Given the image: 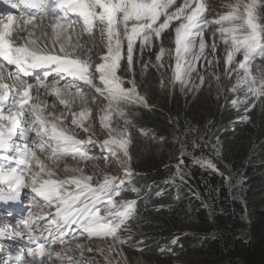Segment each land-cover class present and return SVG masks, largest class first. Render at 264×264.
Returning <instances> with one entry per match:
<instances>
[{
    "label": "snow or ice",
    "instance_id": "obj_1",
    "mask_svg": "<svg viewBox=\"0 0 264 264\" xmlns=\"http://www.w3.org/2000/svg\"><path fill=\"white\" fill-rule=\"evenodd\" d=\"M10 2L12 7L21 9L22 30H26L37 18L36 13L31 10L35 9L43 16H49L48 27L52 29V37L38 45L32 39L33 33L27 31L28 43L18 44L15 40L25 37L19 32L13 36L14 26L18 24L16 16L0 24V161L7 162L0 163V200L15 201L19 199L23 189L30 188L35 197L43 201L42 204L38 203L40 214L22 219L20 223L23 227L20 230L13 228L9 231L10 225L0 221V237L20 236L28 241L26 246H20L17 251L7 252V259H0V264H52L53 257L56 261L66 260L68 264H74L73 258L66 255L74 251L73 248L65 246L63 250H56L53 246L66 245V237L72 235L75 238L77 233L86 234L89 239L110 238L121 245L127 243L119 232L132 217L135 201L115 200L121 194L124 179L104 175L102 181L94 184V177L85 175L83 169H79V176L55 179L54 171L39 158L37 149L56 165L66 156H71L78 162L98 159L99 157L89 155L91 148L88 146H99L102 151L110 153L111 157L125 165L124 176L131 177V139L127 127L129 121L124 119L123 128L112 125L113 117H125L126 105L149 106L146 98L137 91L135 78L128 81L131 87H125V79L118 75L122 67L126 71L132 70L137 41L141 52L145 46L152 47L154 41L160 42L156 66L163 68L161 61L166 51L169 54L172 51L163 46V34L172 28L175 45V63L174 66L169 65L172 68V82L184 86L192 78V73L197 71L196 65L202 59H207L205 27L210 24L219 25L218 33L222 42L228 46L225 70L239 73L237 84L231 90L236 91L237 87L246 85L247 93L256 100L264 97V79L254 76L251 69L254 59L264 60V0H235V3L225 5L229 10L213 21L205 18L207 6L204 0H183L179 5L176 0ZM56 9H59L58 13ZM95 31L99 32L106 51L92 70V64L75 53L83 48L79 35L94 36ZM211 51L212 54L216 52L214 40ZM237 55H241L242 59L233 68ZM125 59L126 65H122L121 62ZM5 63L14 65L15 72H6ZM211 63L208 60V64ZM37 70H43L42 73H37L38 78L43 76L39 88H45L48 77L54 74L60 79L70 77L71 80L64 88L75 87L77 95L81 94V90L75 82L82 81L90 90L94 89L95 94L104 98L107 104L100 123L107 129V138L102 143L97 145L91 136L87 141H81L65 134L55 120L47 119L46 105L31 103L35 99L34 85L23 77L32 76ZM8 79L17 82L19 87L16 83H6ZM96 79L99 80V85L94 82ZM200 81L203 84V76H200ZM57 83L58 80L54 81L52 93L67 108L69 102L60 98L62 89L55 87ZM96 98L94 95L93 99ZM232 103L234 106L238 103L247 104V98L242 102L234 100ZM72 116L75 128L89 131L83 122L88 119L90 112L81 111L78 115L72 113ZM56 119L63 123L62 117ZM104 159L108 160V157L105 156ZM197 162L201 166L217 170L211 161ZM180 163H183L182 159ZM65 171L77 170L65 168ZM179 174L178 169L177 175ZM42 175L48 178L41 180ZM45 208L54 209V213H45ZM38 221L44 223L40 224ZM76 247L82 249L83 245L77 244ZM3 252L4 245L0 244V253Z\"/></svg>",
    "mask_w": 264,
    "mask_h": 264
},
{
    "label": "trees",
    "instance_id": "obj_2",
    "mask_svg": "<svg viewBox=\"0 0 264 264\" xmlns=\"http://www.w3.org/2000/svg\"><path fill=\"white\" fill-rule=\"evenodd\" d=\"M148 71L135 81L149 106L128 125L132 175L115 197L135 201L123 246L142 244L134 264H264V97L232 91L233 77L184 91ZM156 138L171 141L167 157Z\"/></svg>",
    "mask_w": 264,
    "mask_h": 264
},
{
    "label": "rangeland",
    "instance_id": "obj_3",
    "mask_svg": "<svg viewBox=\"0 0 264 264\" xmlns=\"http://www.w3.org/2000/svg\"><path fill=\"white\" fill-rule=\"evenodd\" d=\"M182 2H183V0H176L177 5H179ZM204 3L207 6L205 18L208 21H212L213 17L218 18L222 13L227 12L229 9L226 8L225 5L230 4V3H235V0H204ZM17 20H18V18H17ZM175 23H178V22H175ZM175 23H173V26H172L173 28L175 27ZM17 27L18 28H16V30L14 29V35H16L17 32H19L20 35L22 36L24 33V30L21 29L20 23L18 24ZM213 29L217 30L216 27H213ZM210 31L211 30L204 31V39L206 41V44L208 45V47L205 50L207 59H202L196 65L197 71L192 73V78L184 86H181V84H179V83H173L172 82V68L169 67V65L174 66V63H175V60H174L175 45H174V40L172 39V37H173L172 28H170L169 30H167L163 34V40H162L163 46L166 49L172 50L171 54H169V52L166 51L165 56L163 57V59L161 61V63L164 64L163 68H159L156 66L157 65L156 55L159 51L160 42L154 41V45L152 47L145 46V48L141 52L139 41H137V43L134 47L132 70L126 71L125 68L122 67L120 69V71L118 72V75H121L125 79V87H131V85L128 83V81L130 79H132L133 77L139 83L140 79L144 78L145 74L147 73V70H149L150 73L154 77L158 73H160V74L164 73L163 75H165V77L168 78L170 81L169 85L176 84V85H178V87L181 90H184V91L191 90V88L194 85H196V86L202 85L201 81H200V76L204 77L203 84H206V85L211 83V82H217V80L227 78V77H233V79L236 81V84H237V79H238L239 73H237L235 71L226 72V70H225V57H226V53L228 51V46H226L222 42L221 37L218 34H216L214 36L212 31L211 32ZM96 32H98V31H96ZM95 37H99V36H97V33L94 34L93 39ZM213 40L215 41V45H216L215 54H212V51H211V45L213 43ZM16 42L23 44L22 42H20V40H17ZM198 44H199V38H197V48H198ZM103 46H104V44H103ZM98 47H100L99 44L95 43V46H93V50L97 49ZM102 51H106V49L104 48V50H102ZM90 52H91V50L83 51L82 53H85V54L87 53L90 55ZM125 52H126V42H125ZM99 53H101V52H96L95 56H98L99 61H100V57L103 54L99 55ZM75 55L78 56L81 54L75 53ZM241 59H242V56L237 55L235 57V60L233 62L232 67L234 68L236 65V62L241 60ZM86 60H88L90 63L93 62L91 58H86ZM208 60H211L212 63L208 64ZM121 63H122V65H126V59L123 60ZM92 64H93V67H94V65H96L95 62H93ZM144 65H147V67H144ZM251 69H252V74L254 76L258 77V79H264V60H262L260 58L254 59L252 62V65H251ZM217 77H219V79H217ZM242 88L246 90V85L243 87H239V89H242ZM237 99L239 101H244V99H239V98H237ZM95 100H98L99 104H97V103L94 104V106H95L93 109L94 114H93V112H92V114L90 113V116L88 117L89 123L86 124L85 122H83L85 127L88 128L89 131L85 132L84 130L79 129V133H78V131H75V130H71L69 132H73V134H77L78 137L82 138V139H80V138H78V139L83 140V141H87L88 138L91 136V138L94 141H96L97 145H98V144L102 143L107 138V129L103 128L101 123H100V117L104 114V109L106 108L107 102L104 100L103 97H98ZM57 101L59 102L58 99H57ZM89 101L92 102V99ZM61 106L64 107L65 105L61 104ZM140 107H142V106H140V105H126L124 107L125 117L124 118L113 117V125L112 126L123 128L124 127V119H127L130 122V113L134 114L135 110L140 108ZM62 111H63V109L60 108L57 112L60 113L58 118H61V117L63 118V123H60V121H58L57 119L49 118L50 116L46 114L47 119L49 121L55 120V122L57 123L58 126H60L62 128L70 129L69 123H71L72 121L69 122V119H71L69 117H72V113H76L78 115L81 111H78V112L77 111L76 112L71 111L70 108H68V112H66L65 114H63ZM50 112L52 113V111H50ZM128 125H129V123H128ZM155 142L158 145L159 151H161L162 155L164 157H167L170 154V149L165 146V143H169L171 145V143H170L171 141L169 142V141H165L162 138H156ZM88 147L91 148L89 155L92 157H99L98 159H91V160H88L86 162L85 161H79L78 162V161L73 160L71 158H66V159L61 158L59 160L60 163H57L56 165L52 164L49 166V168L51 167L52 170L54 171V173H55L54 176L59 178V179H65L70 175L79 176L81 174L79 172V169H83L85 175H91L94 177V180H93L94 184L97 181H102L104 175L115 176V177L121 176V178H122V176H124L125 165H122L118 160L111 157L110 153H107L106 151H102L99 146L89 145ZM38 156L41 157L43 160H49L43 153H39ZM105 156L108 157V160L104 159ZM50 162L52 163V161H50ZM70 165L75 166L77 171H75V172L67 171L66 172L65 168L71 170ZM34 170H36L35 167H34ZM177 172H178V169L176 168L175 174H176L178 179H179V177L184 178V174L180 170H179V173H180L179 175H177ZM55 177H53V178H55ZM57 178H55V179H57ZM0 217L4 218V216H0ZM7 223H8V221H7ZM12 228H13V226H12ZM119 235L123 239L129 237L128 234H125L122 236L120 232H119ZM86 239H88V238H86ZM77 240L82 241L81 245H83V246L85 245L87 247V250H83L82 252L78 253L77 255H74L76 253L75 252L76 250L66 253V255L71 256L73 258L74 264H82V263H80V262H82V258L84 261H90L91 264H134V261H133L134 259H132V254H133L132 252L134 251V248L136 246L142 245V244H140V245H136L135 247L125 248L123 246L125 244L121 245L119 243H115L110 238L109 239H95L92 241H87V240L83 239V236H82V238H80V239L78 238ZM74 242H72L71 244H68V245H73ZM127 247H129V246H127ZM88 249H91V251H89ZM54 259H55V257H54ZM176 263L181 264V262H179V261H176ZM59 264H68V262L64 263V261H60ZM84 264H86V263L84 262ZM87 264H89V263H87Z\"/></svg>",
    "mask_w": 264,
    "mask_h": 264
},
{
    "label": "bare ground",
    "instance_id": "obj_4",
    "mask_svg": "<svg viewBox=\"0 0 264 264\" xmlns=\"http://www.w3.org/2000/svg\"><path fill=\"white\" fill-rule=\"evenodd\" d=\"M15 2L18 3V0H15ZM31 11L33 13H36L37 18L33 21L32 24L27 26L26 30H24V33H23L22 36L25 37V38L24 39H17V40H20V42H22L23 44L28 43L26 32L30 31V32L33 33L32 39L36 40L38 45H42L45 41H49L51 39V37H52V29L50 27H48V25L50 23V19H49V16H43L42 13L37 12V10H35V9L31 10ZM56 12L58 13L59 9H56ZM7 14H8V12L5 11L4 9L0 10V24L6 22L12 16H16V18H18L17 21H18V24L20 23V26L23 24V19L21 18V9L19 7L15 8V13H9L10 16H8L6 18ZM50 15H51V13H50ZM24 18L26 19L27 16H25ZM51 22L54 23L55 21H51ZM18 24L16 26H14L15 30H16V28H18L17 27ZM41 33H46V35H41ZM95 33H97V36H99V37H95L94 39H93V36L91 37V36H88L87 34H80L79 35L80 43L83 45V48L79 49L76 53L81 54V55H78L79 58H81V59L91 58L92 61L97 64L100 61H99V57L95 56L96 52H101V53H99V55L100 54H104L105 51H102V50H104L105 47L103 46V43L101 42V37H100L99 32L95 31ZM77 34H79V29H77ZM75 35L76 34H74V39H75ZM13 36L14 37L16 36V35H14V32H13ZM17 40H15V43H17L16 42ZM95 43L99 44L100 47H98L97 49L93 50V46H95ZM18 44H20V43H18ZM28 46L29 47H33V45H31V44H28ZM49 47H51L50 44H49ZM45 50L47 51V49H45ZM88 50H91L90 55L87 54V53L86 54L82 53L83 51H88ZM92 66H93V64H92ZM5 69H6V72H14L13 71L14 68L5 67ZM39 79H41V77L39 76V78H38V76H37L32 81H28L29 83L34 85L33 93L35 95V99L32 100L31 103L40 102V103L46 105L45 113L50 116L49 118H53V119L58 118L60 113L57 112V111L60 108L63 109V111H62L63 114L68 112V108H70L71 111H75V112L76 111L77 112L78 111H87V112H90L92 114L93 109L95 107L94 104H96V103L99 104L98 100L93 99L94 95H96L97 98H98L99 97L98 94H95L94 93V89L90 90L88 88V86L84 85L83 83L75 82L80 87V90H81V94L77 95L75 87H73V88H64V85L68 81H70L71 78H67L65 80L59 81L58 77H56L55 75H52L51 77H49L47 79L45 88H39V82H38ZM57 80H58V83L55 84V87H59V88L62 89L60 98L65 99V100H67L69 102L67 108L65 106L62 107L61 104L57 101L58 98L56 97V95L52 93V90H53V87H54V81H57ZM5 82L10 84V85L13 84V83H16L17 87H19V84L17 82L13 81V80L8 79ZM94 82L97 85H99V81L95 80ZM91 99H92V102L89 101ZM50 111H52V113ZM93 114H94V112H93ZM69 118H72V117H69ZM84 122L86 124L89 123V119L85 120ZM58 127L61 130L64 129V130H67V131H71V130L78 131V130H76L77 128H75L71 123H69V128L70 129L62 128L60 126H58ZM78 133H79V131H78ZM72 136L75 137V134H73ZM39 153L40 152L37 149V154H39ZM9 155H11V153H9ZM39 158L44 162V164L48 168H49L50 165H52V163L50 162L51 160H43L41 157H39ZM62 158L66 159V157H62ZM0 163H7V162L0 161ZM58 163H60V161ZM70 167H71V169H76L75 166H73V165H70ZM47 178L48 177L46 175H42L41 180L42 179H47ZM55 178H57V177H55ZM57 179H59V178H57ZM33 194L34 193L31 192L30 188L23 189L19 199L15 200V201H11L13 203L12 206H13V208L15 210L9 212L10 214L6 213V214H9L8 216H10V217H5L4 216L5 212L3 211V213H2L1 210H0V216H4V218L8 221V224L10 225L9 231H11V229H13V228L16 229V230H20L23 227L21 223L17 224L16 226L11 225L13 219L15 218V214H17V213L24 214V216H25L24 219H29L30 217H34V216L40 214L41 210L38 207V203L42 204L43 201H40L38 197L37 198H31L32 196H34ZM44 212L45 213H54V209L45 208ZM4 218L0 217V221H3L5 223H7V221ZM38 223L43 224L44 221H38ZM12 226H13V228H12ZM73 227H75V226H73ZM82 236L83 235H79L78 233L76 234L75 238H73L72 235H69L68 237H66V245H55L53 247L56 250H63V248L65 246L71 247L74 250H76L75 251L76 253L74 255H77L78 253L82 252L83 250H87V247L85 245L83 246L82 249H80V248L77 249V247H76L77 244H82V241L77 240L78 238L79 239L82 238ZM14 239H19V240H15V244L16 245H12L11 248H8V246L11 243L7 242V240H5V238L0 237V244L4 245V252L0 253V259H7V255H6L7 252H9V251H17L20 246H26L28 244V241L26 239H22L20 236H15L13 238V240ZM72 242H74L73 245H68V244H71ZM84 262L86 264L87 263L91 264L90 261H84L83 258H82V262L81 263L84 264ZM59 263H60V261H56V259H54V257H53L52 264H59Z\"/></svg>",
    "mask_w": 264,
    "mask_h": 264
}]
</instances>
